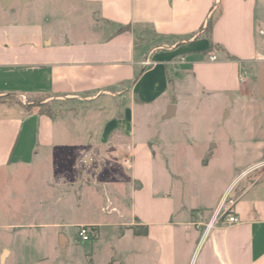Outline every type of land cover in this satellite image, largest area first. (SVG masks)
<instances>
[{"label": "crops", "instance_id": "1", "mask_svg": "<svg viewBox=\"0 0 264 264\" xmlns=\"http://www.w3.org/2000/svg\"><path fill=\"white\" fill-rule=\"evenodd\" d=\"M16 1L26 10L11 9ZM262 26L264 0H12L7 6L0 0V174L28 176L42 170L49 177L52 169L57 182L48 191H57L58 198L38 203L13 185L7 188L9 196L0 200V264H113V244L102 238L105 219H62L69 196L75 194L81 207L93 190L85 178H93L106 196L101 210L119 215L114 223L124 228L121 237L132 233L149 239L137 253L152 258V264H264V142L213 206L197 203L179 210L164 192L154 199L152 216L133 212L126 219L122 191L111 184L131 183L132 192L142 193L141 181H151V172L139 167L141 158L156 155L160 146L184 143V135L192 146L207 144L206 156L219 147L215 125L247 118L255 108L246 100ZM147 56L154 66L142 65ZM41 97L89 106L112 97L115 104L107 119L101 118L107 106H94L97 120L82 128L78 118L90 107L52 117L31 105ZM210 100L223 105L202 117L201 106ZM229 100L241 107L227 106ZM154 115L167 128L175 125L174 136L148 121ZM104 148L116 166L110 179L95 159ZM247 172L252 181L236 187ZM76 179L82 181L77 188ZM88 202L95 205L93 199ZM222 206L240 222L206 229ZM65 224L93 226L96 238L72 241L62 229ZM134 225L147 226L148 233L135 234ZM153 226L159 227L154 234ZM72 243L90 247L71 253Z\"/></svg>", "mask_w": 264, "mask_h": 264}, {"label": "rangeland", "instance_id": "2", "mask_svg": "<svg viewBox=\"0 0 264 264\" xmlns=\"http://www.w3.org/2000/svg\"><path fill=\"white\" fill-rule=\"evenodd\" d=\"M16 1L10 8L15 10H26V7L19 5ZM150 35V34H149ZM163 41L157 42L163 43ZM264 68V63L252 62L251 72L252 73V85L248 88V100L246 102L249 105H254L255 108L251 109L248 113L247 118L235 116L230 121L224 125H215L212 130L213 135L219 140V147L215 149L212 153L209 152L206 156L202 153L208 147L207 144L204 145H191V139L184 135L183 138L186 140L184 143L178 145H164L159 147V152L155 155L152 154L148 158H141L139 162L141 169L146 168V172H151V181L147 180V184L142 180L141 183L144 185L140 190L146 187L145 191L142 193L132 192L131 183H127L124 187L121 183H116L114 180L111 181L112 187L121 189V200L120 204L123 207L127 217L130 219L132 213L143 212L148 216H152L153 212L156 210L155 198L161 196L166 192V198L172 199L178 205L179 210L181 206H191L198 204L212 205L215 200H218V196L223 192L228 183H230L234 177L238 175L247 165L252 163V159L257 154V149L259 148L261 142H264V93L260 92L258 86V69ZM251 75V74H250ZM247 80V77H245ZM16 100V98H13ZM240 102V101H239ZM243 102V101H241ZM33 104L39 106L40 110H44L49 114H64L67 112L68 115H75L74 113L88 111L90 107V112L80 115L78 121L85 124L82 128L88 126L90 122L96 121V114L93 113L94 106L99 104H104L107 106V112L101 117L107 119L111 115L112 109H114L115 101L112 97H102L97 102H92L89 104L86 101L78 100L76 101H64L57 99H49L45 97L33 99ZM227 106H238L241 107L240 103H234L229 100L226 102ZM223 103H216L210 100L208 104L201 106V115L213 116L216 106L219 107ZM140 117V116H139ZM143 117V116H142ZM70 119V118H69ZM149 122L156 123L160 131L168 132V136H174L171 129L175 127L173 124L171 128H167L160 119L159 115H154L151 118H147ZM100 120V119H99ZM87 135V134H86ZM88 137V135H87ZM69 148V147H68ZM55 152L61 153L60 148H56ZM67 150V148H65ZM64 149V152H65ZM156 150L155 148H152ZM106 149L98 150V154L95 159L99 170H105L104 176L110 179L111 174L116 166L112 167L110 165ZM56 153V154H57ZM148 156V155H145ZM93 159V157H87V159ZM208 159V161L206 160ZM89 162V161H88ZM130 162L134 163L133 160ZM261 165H264V158ZM57 164V163H56ZM57 170V166L55 167ZM54 170V171H55ZM132 173L131 171H126ZM252 175L250 172L243 174L241 181L237 182L239 185H248L252 180L250 178ZM90 181L91 188L93 190L88 193L83 199V204L81 207L77 205V198L74 197L65 202L68 203L64 208H61L62 219L65 223H72L73 221L89 219V218H100L105 219L106 223L102 227V233L104 239L110 241L113 244V254L111 255L110 261L113 264H152V258L143 257L137 253V248L147 246L149 244V239L147 237L134 236L132 233H128L124 237L120 236V233L124 231V228L120 230V225L114 223L119 222V215L117 212L112 214H107L101 210L103 204H105L107 198L103 196V192L97 191L92 181L93 178H85ZM77 180V181H76ZM74 182V187H78L81 180L76 179ZM80 181V182H79ZM57 182V175L50 171L49 177L45 174V171L35 170L32 171L31 175L28 176H12L8 174H0V200L9 196L7 188L11 185L14 186L15 191L22 193L26 199L38 202L39 201H56L58 200L57 191L49 192L48 185ZM61 183L56 185L60 186ZM63 184V183H62ZM243 185V186H244ZM77 190V189H76ZM138 191V189H137ZM171 194V195H170ZM78 195V194H77ZM88 198V200L86 199ZM93 199L95 205L99 206L97 209L94 208L95 205L90 207L89 200ZM62 203H64L62 201ZM195 203V204H194ZM62 205V204H61ZM63 207V205H62ZM50 218H54L53 215ZM92 228H94L92 226ZM151 228V227H150ZM159 227H152V233L154 234ZM71 237L72 241H76L78 237L79 227H69L66 224L62 228ZM94 230V229H93ZM97 232L94 231L92 234L93 238H96ZM88 242V241H85ZM76 247H72L69 252L74 250L78 252H83V249L90 246H85L83 243H76ZM138 246V247H137ZM153 245L150 248L153 249Z\"/></svg>", "mask_w": 264, "mask_h": 264}, {"label": "built area", "instance_id": "3", "mask_svg": "<svg viewBox=\"0 0 264 264\" xmlns=\"http://www.w3.org/2000/svg\"><path fill=\"white\" fill-rule=\"evenodd\" d=\"M260 37H262L263 42H262V46L260 49H258L255 52L254 58L253 60L255 62H260V63H264V26H262L259 31H258ZM211 59H216V56L213 55L211 56ZM142 65L144 67H151L154 66L156 64V62L150 57L147 56L145 59L142 60ZM246 78L242 77V81H245ZM126 163L130 164L129 160H126ZM130 167V165H128V168ZM240 222L239 217L232 213L231 208H227V209H223L222 208L219 210V212L217 213V216L214 220H210L207 224H206V229L210 230L214 227H216L217 225H221V224H237ZM94 230L92 228V226L90 225H81L78 229V237L80 238L81 241H89L91 240L92 234H93Z\"/></svg>", "mask_w": 264, "mask_h": 264}, {"label": "trees", "instance_id": "4", "mask_svg": "<svg viewBox=\"0 0 264 264\" xmlns=\"http://www.w3.org/2000/svg\"><path fill=\"white\" fill-rule=\"evenodd\" d=\"M213 24H214V19L211 17L209 20H208V24L206 26V29H205V35H208L210 36L211 35V32H212V28H213ZM214 48L213 44H211V47L209 50H212ZM31 105H35V104H31ZM41 112L43 113H46L52 117L54 116H57V114H49L47 112H45L44 110H40ZM60 115V114H59ZM135 232V234L137 235H146L148 233V227L147 226H144V225H134V226H131Z\"/></svg>", "mask_w": 264, "mask_h": 264}, {"label": "water", "instance_id": "5", "mask_svg": "<svg viewBox=\"0 0 264 264\" xmlns=\"http://www.w3.org/2000/svg\"><path fill=\"white\" fill-rule=\"evenodd\" d=\"M12 0H3L4 6H7L9 2ZM22 2H26V0H21ZM258 78H259V89L260 92L263 94L264 93V68H260L258 72Z\"/></svg>", "mask_w": 264, "mask_h": 264}]
</instances>
